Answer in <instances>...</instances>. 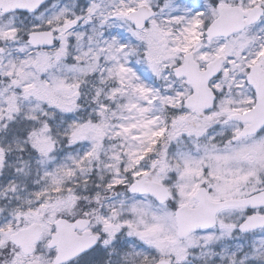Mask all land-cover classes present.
<instances>
[{
  "label": "snow or ice",
  "instance_id": "1",
  "mask_svg": "<svg viewBox=\"0 0 264 264\" xmlns=\"http://www.w3.org/2000/svg\"><path fill=\"white\" fill-rule=\"evenodd\" d=\"M0 264H264V0H0Z\"/></svg>",
  "mask_w": 264,
  "mask_h": 264
}]
</instances>
